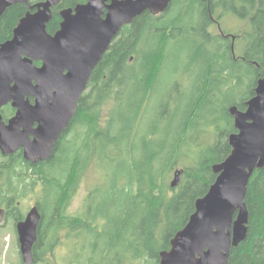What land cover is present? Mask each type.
Returning <instances> with one entry per match:
<instances>
[{
  "label": "trees",
  "instance_id": "16d2710c",
  "mask_svg": "<svg viewBox=\"0 0 264 264\" xmlns=\"http://www.w3.org/2000/svg\"><path fill=\"white\" fill-rule=\"evenodd\" d=\"M86 1L62 0L53 7L48 31L53 33L59 27L61 9ZM218 10L220 16L233 14L249 23L245 32L234 34V44L229 42L228 32L224 31V36L211 31L210 15L216 16ZM27 11L23 3L5 11L0 18V42L13 37L18 20ZM237 41L243 43L240 56L236 54ZM177 48H191V62L199 63L200 71L185 106L179 109L178 125L155 143L150 136L155 135L158 125L142 138L139 119L146 102L155 94L169 53ZM176 53L171 65H176L179 58ZM263 76L264 0H173L164 13L145 12L125 25L96 66L90 90L79 100L81 140L76 136L68 146L55 151L51 180L45 184L44 199L50 213L34 246L36 262L52 251L60 231L67 230L75 237L83 232L95 236L93 251L79 254L78 264H124L125 259L131 263L145 260L146 264H160V251L170 248L172 237L195 211L196 200L215 181L213 164L231 153L228 136L236 129L230 106L246 109V102L255 94L257 80ZM247 78L251 94L239 99L233 91ZM223 85L228 86L225 94ZM110 101L112 105L103 122L105 106ZM169 120V127L175 124V119ZM205 123L213 128L206 132L211 141L200 144ZM185 144L189 145L187 150ZM96 159L119 164L112 187L98 200L97 209L89 206L82 216L69 218L67 204L88 164ZM179 164L182 180L171 192L174 188L169 178ZM122 179L126 180L125 186L120 185ZM246 202L250 211L249 234L232 249L228 264H264V168L254 172ZM42 210L48 213L43 202ZM50 236L48 243L45 238L49 240Z\"/></svg>",
  "mask_w": 264,
  "mask_h": 264
},
{
  "label": "water",
  "instance_id": "95a60500",
  "mask_svg": "<svg viewBox=\"0 0 264 264\" xmlns=\"http://www.w3.org/2000/svg\"><path fill=\"white\" fill-rule=\"evenodd\" d=\"M61 1L0 0V18L17 3L28 7L13 37L0 42V109L9 103L18 109L8 125L0 113V148L11 153L24 145L25 156L32 161L51 157L55 142L77 112L96 66L122 28L145 12L164 13L173 2L88 0L62 9L60 28L52 34L48 23L53 7ZM35 60H42L43 65L37 67ZM29 95L37 97L36 105L26 99ZM246 106L244 110L230 106L236 129L228 136L231 153L213 164L215 181L196 200L195 211L172 237L170 248L160 251V264H228L232 249L247 239L248 186L254 172L264 168V76L257 80L255 94ZM39 110L44 111L41 115L48 123L37 130L33 141L23 144L17 132L19 122L27 116L37 117ZM182 175L183 169H175L171 187L180 184ZM41 220L35 205L17 224L24 264L36 262L34 246Z\"/></svg>",
  "mask_w": 264,
  "mask_h": 264
},
{
  "label": "rangeland",
  "instance_id": "374dc122",
  "mask_svg": "<svg viewBox=\"0 0 264 264\" xmlns=\"http://www.w3.org/2000/svg\"><path fill=\"white\" fill-rule=\"evenodd\" d=\"M38 1V0H32ZM221 10H218L216 16L221 23V26L224 31L228 34H242L248 29V21L240 19L238 16L233 14H223L220 16ZM215 34H220L217 25L211 28ZM182 41V38L181 40ZM231 43V38L230 41ZM238 42V48L236 51L237 55L243 54V43ZM214 48H209L210 51H213ZM236 50V49H235ZM170 52V51H169ZM177 52V53H176ZM179 55V58L176 62V65H171V62L175 58V54ZM174 53H169V62L166 63L163 72L160 77V81L157 85L156 91L150 100L146 102V105L143 109V114L140 117V124L142 127L140 129V137L147 136L149 131L155 126L158 125L155 135H151V139L155 143L158 140H163L167 130L173 132L176 123L181 117L179 109L185 106L186 97H188L191 86L194 82L196 75L199 73V63L191 62L192 49L191 48H177ZM134 59L131 61L133 62ZM246 83H243L241 86L237 87L233 91V95L240 98H246L251 93L248 91V86L251 84L250 79H245ZM227 85H223L222 94L226 93ZM90 89L88 88L86 92ZM221 93L217 95L222 99L224 98ZM233 96V97H234ZM230 95L226 94V99H229ZM112 102L110 101L105 107L107 108L104 112L103 122H105L107 117V112L111 107ZM109 106V107H107ZM170 115V116H169ZM170 117L175 119V124L169 127ZM205 133L199 137V143L203 144L211 141L206 132H212L211 124L205 123L203 126ZM82 129V128H81ZM142 137V138H143ZM214 138H212L213 140ZM141 139L137 140V142ZM97 145L99 143L97 142ZM189 145L185 144L184 149L187 150ZM119 164L110 163L107 160L102 161L96 159L95 162L88 164L86 170L83 173V176L80 178L79 183L77 184L76 190L71 196L69 203L66 207V214L70 218L80 217L84 212H87L89 206H92L93 209H97V202L102 199L105 192H107L112 187V181L114 178L115 170ZM177 168H182V165H178ZM174 175L171 174L169 178V184L173 180ZM121 186L126 185V180L122 179L120 181ZM177 188L171 189V192ZM36 193L30 189H22L17 196H20L18 199L22 201V213L24 216L29 211L32 204V196ZM43 204L48 210V213L44 212V221L47 219V216L50 213L48 208V203L43 199ZM181 220H184L181 218ZM184 222V221H183ZM46 235V234H45ZM81 237V238H78ZM75 237L67 230H61L59 238L54 241V247L50 253H46L42 256V259L39 262L34 264H78L80 261L79 254H90L93 251L92 242L95 239L94 235L83 232L82 236ZM52 237H47L45 240L50 243ZM96 257H99V252L96 254ZM72 261V263L70 262ZM124 264H146L145 260L140 261V263H131V260H127ZM0 264H24L20 249L19 235L17 227L13 221H10L6 224L4 228L0 229ZM123 264V263H122Z\"/></svg>",
  "mask_w": 264,
  "mask_h": 264
},
{
  "label": "flooded vegetation",
  "instance_id": "af4514ba",
  "mask_svg": "<svg viewBox=\"0 0 264 264\" xmlns=\"http://www.w3.org/2000/svg\"><path fill=\"white\" fill-rule=\"evenodd\" d=\"M60 23L59 27L55 29L52 34H54L60 28ZM210 23L211 28L217 25L219 33L225 36V32L217 16L210 15ZM229 35H231L230 38L232 44H234V42L237 40L236 36L234 34ZM232 36H235V39H233ZM34 63L37 67H41L43 65L42 60H35ZM26 99L31 105L37 104V97L35 95H29ZM38 112L40 114L37 117L27 116L22 118L19 122L17 132L18 137L20 141L23 142V144L33 141L36 138L37 130L41 128L43 123H48V119H45L41 115L42 113L44 114V111L39 110ZM0 113L3 117L4 123L8 125L10 120L17 116L18 109L13 107L12 103H9L0 109ZM50 121L52 122L53 120L50 119ZM76 136L80 141L81 116L78 110L69 125L61 132L59 138L55 142L51 157L46 160L39 159L38 161H32L27 159L25 156L24 145H20L16 151L11 153H4L0 148V229L4 228L10 221H13L17 227L18 222L25 219L29 211L24 216V213L21 211L22 201L18 199L20 196H17V194H19L22 189L26 188L36 193V195L32 196V204L30 209L35 205L38 206L42 214V220L39 229L41 228L42 224L44 223L42 202L47 192L45 184L47 180H51L50 175L52 174V167L56 156L55 151L68 146L69 142L71 140L74 141ZM1 211H3V213Z\"/></svg>",
  "mask_w": 264,
  "mask_h": 264
}]
</instances>
